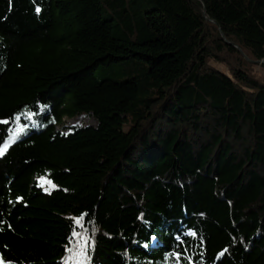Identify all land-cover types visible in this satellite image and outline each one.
Instances as JSON below:
<instances>
[{
  "label": "trees",
  "instance_id": "16d2710c",
  "mask_svg": "<svg viewBox=\"0 0 264 264\" xmlns=\"http://www.w3.org/2000/svg\"><path fill=\"white\" fill-rule=\"evenodd\" d=\"M260 72L264 0H0V261L264 264Z\"/></svg>",
  "mask_w": 264,
  "mask_h": 264
},
{
  "label": "snow or ice",
  "instance_id": "6c2138e0",
  "mask_svg": "<svg viewBox=\"0 0 264 264\" xmlns=\"http://www.w3.org/2000/svg\"><path fill=\"white\" fill-rule=\"evenodd\" d=\"M41 9L37 6L36 12L39 13ZM22 113H17L14 116V121L16 122V126L14 129L8 130V136L7 139L3 141L2 144H0V156L4 155L5 152L10 148L11 144L14 143L16 140L19 139V136L24 132V130L28 127L27 124L21 125L19 124V121L21 119ZM35 115V113L31 112L30 110H26V118L31 120V118ZM0 123H9V121H0ZM41 180L42 184H48L55 187L54 184H52L51 180H45L44 177L39 178ZM19 199V198H18ZM76 223L80 225L83 228V221L84 217L83 215L81 217L75 218ZM190 235H194V233H189ZM72 236L77 238L78 241V250L76 249H69L66 248V251H69L70 253H74V257L77 259V264H83L85 260H87L86 256V249L88 248V241L90 240V236L87 233V229H84L82 232H77L75 229L72 232ZM173 255H178V253H173ZM68 258H66L67 260ZM0 264H3V261H0Z\"/></svg>",
  "mask_w": 264,
  "mask_h": 264
},
{
  "label": "rangeland",
  "instance_id": "374dc122",
  "mask_svg": "<svg viewBox=\"0 0 264 264\" xmlns=\"http://www.w3.org/2000/svg\"><path fill=\"white\" fill-rule=\"evenodd\" d=\"M140 69V65L133 62H122L118 64H112L110 66H101L96 68L94 71L91 72L92 76L97 80H112L121 82L124 81L129 77V72L137 71ZM264 76V72H260ZM64 126L67 128L72 127H93L97 126L95 119L92 116L87 115H79L75 116L71 119H66L63 122ZM25 132L24 134H26Z\"/></svg>",
  "mask_w": 264,
  "mask_h": 264
},
{
  "label": "water",
  "instance_id": "95a60500",
  "mask_svg": "<svg viewBox=\"0 0 264 264\" xmlns=\"http://www.w3.org/2000/svg\"><path fill=\"white\" fill-rule=\"evenodd\" d=\"M203 14H204V12H203ZM206 20H208V19H206Z\"/></svg>",
  "mask_w": 264,
  "mask_h": 264
}]
</instances>
